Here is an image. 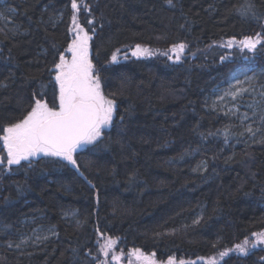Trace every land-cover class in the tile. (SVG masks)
Masks as SVG:
<instances>
[{
  "label": "trees",
  "instance_id": "trees-1",
  "mask_svg": "<svg viewBox=\"0 0 264 264\" xmlns=\"http://www.w3.org/2000/svg\"><path fill=\"white\" fill-rule=\"evenodd\" d=\"M4 2L14 10V30L0 22V128L27 114L34 93L58 106L49 69L71 42L73 16L72 0ZM78 4L101 91L115 101L114 119L99 144L74 154L78 170L43 155L8 166L0 141V264H100L99 241L107 237L117 238L118 253L139 248L155 253L158 264L169 256L187 264L209 257L264 264V244L245 254L233 249L264 231V135H240L210 106L212 90L234 70L264 69L259 45L256 54L226 46L233 37L264 35V0ZM249 5L255 17L240 14ZM181 42V60H169L168 50ZM137 44L156 54L132 56ZM36 226L55 235L30 249L8 245ZM226 249L233 251L220 258Z\"/></svg>",
  "mask_w": 264,
  "mask_h": 264
},
{
  "label": "snow or ice",
  "instance_id": "snow-or-ice-1",
  "mask_svg": "<svg viewBox=\"0 0 264 264\" xmlns=\"http://www.w3.org/2000/svg\"><path fill=\"white\" fill-rule=\"evenodd\" d=\"M167 3L169 6H174L173 0H167ZM71 7L73 16L72 26L69 30L75 34L66 50L71 53V60L66 57L64 52H61L59 61L53 65L52 69H49V71L55 72L54 79L59 89V94L56 97L58 106L50 107L45 100L36 98L37 94L34 93V103L27 114L16 122L0 128V132H2L0 141L7 153L8 166L20 165L22 161H29L40 154L58 157L77 166L74 157L76 150L85 144H99L103 138V130L113 122L115 101L107 98L101 91L100 77L95 73L94 65L89 58V41L92 36L77 20V12L80 11L78 0H72ZM84 10H89L86 4ZM239 11L242 16L249 14L253 17L256 16L251 5ZM93 22V20L88 21L89 24ZM92 32H95L94 28ZM234 44L239 45L241 50L256 54L258 45L264 49V35L258 32L255 37L245 36L239 41L233 37L226 42L228 48H232ZM186 47L187 45L183 42L173 44L168 50L173 55H168L167 52L162 54L168 55L169 60L179 62ZM155 54L153 50L142 47L140 44H137L131 52L134 57H147ZM124 58L127 59L126 56ZM224 59L225 57H221V60ZM111 62H118L117 53L112 54ZM253 79L254 77L249 76H245L244 81L237 79L235 91H229L226 94L235 98L238 94L249 91L248 88H243L241 85ZM40 94L43 95V93ZM247 131L252 133V127L249 126ZM3 164L4 158H0V165ZM88 183L91 184V181ZM196 222L198 221H194V223ZM49 231L55 235L51 229ZM97 231L99 232V229ZM102 235L106 236V234ZM252 236L255 237V241L251 245H249L248 238H245L243 243L234 245L233 249L240 254H245L249 246L255 247L258 243L264 244V231L254 232ZM116 244L117 238L107 237L102 244H99L98 250L107 257L109 251ZM9 246L11 247V245ZM16 247L18 248L20 245L17 244ZM233 249L221 251L219 257L228 256ZM129 256H134L137 264H158L155 253L145 255L139 248L131 249ZM112 260L118 262L120 256L113 254ZM104 264H108V262L105 261ZM129 264H132L131 260ZM160 264H187V262L184 260L177 262L175 257L169 256L166 261H162ZM206 264H218V261L215 257H209Z\"/></svg>",
  "mask_w": 264,
  "mask_h": 264
},
{
  "label": "rangeland",
  "instance_id": "rangeland-1",
  "mask_svg": "<svg viewBox=\"0 0 264 264\" xmlns=\"http://www.w3.org/2000/svg\"><path fill=\"white\" fill-rule=\"evenodd\" d=\"M13 12L14 10L8 7L4 0H0V22L10 30H14V26L11 25V14ZM71 26L72 23L70 24V28ZM69 34L72 40L75 33L69 30ZM134 48L135 46L132 47L131 52ZM66 50L64 53L66 54V57L71 60V53L67 52ZM245 76L254 77L252 81L241 85L243 88H248L249 91L242 92L235 98H233L231 95H227V92L235 91L236 80L238 79L244 81ZM262 93H264V69L255 67L238 68L234 70L227 79L222 81L212 90V94L210 96V106L212 110L230 118V120H232L233 126L237 128L240 135H243L246 138L257 137L260 139L264 135V95H262ZM249 126H251L253 129L252 133L247 131ZM88 145L90 144L82 145L76 150V152L87 147ZM49 229H51L52 232H55L53 228H44L41 226L25 229V231L20 236H18V240L16 238L15 243L11 241L8 243V245L16 247V245L19 244L20 247L18 248L25 250V247L28 248V246L37 245L39 242L53 237L54 235L50 233ZM37 237H40V239H37ZM104 239L105 238H102L99 241V244H102ZM113 254L120 256V260L118 261L119 263L112 260ZM130 260L132 264H137L134 256L130 257L129 254L118 253L113 247L109 251V255L107 257L104 255L101 257L100 264H104L105 261H107L108 264H129Z\"/></svg>",
  "mask_w": 264,
  "mask_h": 264
},
{
  "label": "water",
  "instance_id": "water-1",
  "mask_svg": "<svg viewBox=\"0 0 264 264\" xmlns=\"http://www.w3.org/2000/svg\"><path fill=\"white\" fill-rule=\"evenodd\" d=\"M38 156H39V155H38ZM38 156H36V157H38ZM36 157H33V159L36 158Z\"/></svg>",
  "mask_w": 264,
  "mask_h": 264
}]
</instances>
